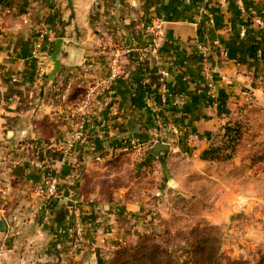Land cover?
Returning <instances> with one entry per match:
<instances>
[{"label": "crops", "instance_id": "0c3cea01", "mask_svg": "<svg viewBox=\"0 0 264 264\" xmlns=\"http://www.w3.org/2000/svg\"><path fill=\"white\" fill-rule=\"evenodd\" d=\"M0 4L9 9L0 11V148L21 142L39 153L12 170L7 177L15 184L0 194V217L6 224L0 246L6 247V264H45L56 256L58 246L69 242L61 228L68 230L74 220L98 216L96 210L107 207L93 196L83 199L80 191V176L92 162L112 159L120 146L137 141L166 143L169 150L203 145L234 100L243 99L247 89L253 95L260 92L251 82L264 63L254 60L249 49L254 45L264 50V31L250 24L242 36L240 27L246 13L264 15V0ZM147 28L160 33L155 54L147 50L153 38ZM44 29L53 39H44L37 48V36ZM59 37L60 66L49 80L53 40ZM200 43L210 48V79L202 72ZM115 53L118 74L111 78ZM160 69L167 72L164 90L159 89ZM42 117L54 126L48 139L37 131ZM80 121L85 122L83 141L70 145L68 139ZM39 160L59 170L48 215L44 197L35 192L43 171Z\"/></svg>", "mask_w": 264, "mask_h": 264}, {"label": "rangeland", "instance_id": "374dc122", "mask_svg": "<svg viewBox=\"0 0 264 264\" xmlns=\"http://www.w3.org/2000/svg\"><path fill=\"white\" fill-rule=\"evenodd\" d=\"M251 87L260 92L253 95L247 89L243 99L234 100L203 145L154 154L153 141H137L120 146L112 159L92 162L80 176V191L83 199L93 196L107 207L96 210L98 216L74 220L68 230L61 228L69 242L44 263L96 264L98 256L110 261L121 247L135 246L150 235L175 264H183L200 234L213 238L220 264H264V161H254L264 152V65ZM49 119L37 120L44 139L54 134ZM228 123L239 127L235 150L226 148L216 159H201L203 149L225 142L223 127ZM20 143L0 148V194L15 184L7 177L15 167L39 156L35 146ZM51 206V200L44 201L46 215Z\"/></svg>", "mask_w": 264, "mask_h": 264}, {"label": "trees", "instance_id": "16d2710c", "mask_svg": "<svg viewBox=\"0 0 264 264\" xmlns=\"http://www.w3.org/2000/svg\"><path fill=\"white\" fill-rule=\"evenodd\" d=\"M264 17L262 13L256 12ZM246 26L250 25L248 19L244 22ZM257 47L254 45L249 49L250 56L258 62H264V50H261V55L257 56ZM260 60V61H259ZM157 85V84H156ZM158 86V85H157ZM157 86H155L157 88ZM51 128L54 130V126ZM238 125L231 126L230 123L223 127V136L225 142L221 146H208L203 149L199 157L203 160L216 159L224 152V149L235 150V143L240 139ZM239 135V138L237 139ZM209 138V137H208ZM207 138V139H208ZM230 156V155H229ZM228 156V157H229ZM255 162L264 161V152L254 160ZM170 234V233H169ZM195 242L192 244L191 256L188 261L183 264H220L219 253L215 248L213 238L206 235H195ZM96 264H175L170 253L164 247H161L155 242L150 235H143L137 245L130 247H121L113 259L105 261L104 258L98 256ZM228 264H242L238 261H232Z\"/></svg>", "mask_w": 264, "mask_h": 264}, {"label": "built area", "instance_id": "2783aa9c", "mask_svg": "<svg viewBox=\"0 0 264 264\" xmlns=\"http://www.w3.org/2000/svg\"><path fill=\"white\" fill-rule=\"evenodd\" d=\"M0 11H9L7 7H4L0 4ZM246 18L248 21L250 20V24L255 25L262 31H264V17L261 16L258 13L255 12H249L246 13ZM247 30V26L245 24L241 25L240 27V33L243 36ZM147 31L152 33L153 38L151 42L147 44V50H150L154 52V54L157 52L155 48V42L157 38L159 37L160 33L159 31H152L150 28H147ZM46 39L50 41L53 39V34L46 29L42 30L38 36H37V48L41 47V42ZM198 50L201 54L200 61L202 63V72L205 76V78L210 79L211 73H212V63L210 60V48L209 45L200 43L198 45ZM261 55V51L257 50V56ZM118 74V54L115 53L111 60V67H110V77L114 78ZM167 76V72L164 69L158 70V82H159V89L164 90L165 89V77ZM84 107L88 103V100H85ZM86 122H90V119H85ZM85 122L80 121L76 122L74 128L75 130L72 132L68 143L70 145H73L74 142H82L83 136H84V124ZM171 128L174 130V132H177L176 126L171 123ZM43 171L40 175V180L35 186V192L42 197H44V201H50L56 194L58 190V184H59V170H54L48 166H42ZM47 218V216H46ZM5 254H6V247L0 246V264H6L5 263Z\"/></svg>", "mask_w": 264, "mask_h": 264}, {"label": "water", "instance_id": "95a60500", "mask_svg": "<svg viewBox=\"0 0 264 264\" xmlns=\"http://www.w3.org/2000/svg\"><path fill=\"white\" fill-rule=\"evenodd\" d=\"M53 51L51 53V60L53 61V69L50 72L48 79L49 80H53V75L58 71L60 63H59V59L57 58V55L59 54V52L61 51V44H62V38H55L53 40ZM169 149V145L166 143H162V142H156L155 144H153V146L151 147V152H153L154 154H159L161 152L166 153ZM6 231V224L4 222V220L0 217V232H5Z\"/></svg>", "mask_w": 264, "mask_h": 264}]
</instances>
